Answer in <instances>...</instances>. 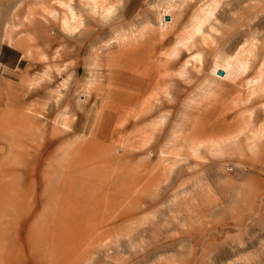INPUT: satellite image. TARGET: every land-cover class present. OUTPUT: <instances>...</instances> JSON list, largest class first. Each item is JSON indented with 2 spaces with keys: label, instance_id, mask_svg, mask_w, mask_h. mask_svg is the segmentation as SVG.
Returning a JSON list of instances; mask_svg holds the SVG:
<instances>
[{
  "label": "rangeland",
  "instance_id": "rangeland-1",
  "mask_svg": "<svg viewBox=\"0 0 264 264\" xmlns=\"http://www.w3.org/2000/svg\"><path fill=\"white\" fill-rule=\"evenodd\" d=\"M0 264H264V0H0Z\"/></svg>",
  "mask_w": 264,
  "mask_h": 264
},
{
  "label": "water",
  "instance_id": "water-1",
  "mask_svg": "<svg viewBox=\"0 0 264 264\" xmlns=\"http://www.w3.org/2000/svg\"><path fill=\"white\" fill-rule=\"evenodd\" d=\"M170 20V18L169 17H165V21H169ZM217 74L219 75V76H223L224 75V72H222V71H218L217 72Z\"/></svg>",
  "mask_w": 264,
  "mask_h": 264
},
{
  "label": "bare ground",
  "instance_id": "bare-ground-1",
  "mask_svg": "<svg viewBox=\"0 0 264 264\" xmlns=\"http://www.w3.org/2000/svg\"><path fill=\"white\" fill-rule=\"evenodd\" d=\"M170 21V20H169ZM168 22V21H167Z\"/></svg>",
  "mask_w": 264,
  "mask_h": 264
}]
</instances>
